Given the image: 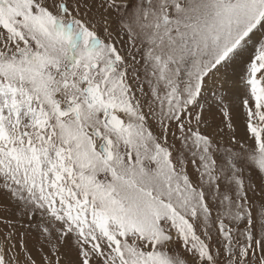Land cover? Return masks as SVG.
I'll return each instance as SVG.
<instances>
[{"label":"snow or ice","instance_id":"6c2138e0","mask_svg":"<svg viewBox=\"0 0 264 264\" xmlns=\"http://www.w3.org/2000/svg\"><path fill=\"white\" fill-rule=\"evenodd\" d=\"M0 264H264V0H0Z\"/></svg>","mask_w":264,"mask_h":264}]
</instances>
